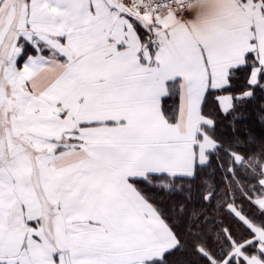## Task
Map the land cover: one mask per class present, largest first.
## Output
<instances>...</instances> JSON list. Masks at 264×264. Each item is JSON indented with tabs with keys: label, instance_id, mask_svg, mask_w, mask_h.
Returning <instances> with one entry per match:
<instances>
[{
	"label": "snow or ice",
	"instance_id": "obj_1",
	"mask_svg": "<svg viewBox=\"0 0 264 264\" xmlns=\"http://www.w3.org/2000/svg\"><path fill=\"white\" fill-rule=\"evenodd\" d=\"M0 264H264V0H0Z\"/></svg>",
	"mask_w": 264,
	"mask_h": 264
}]
</instances>
